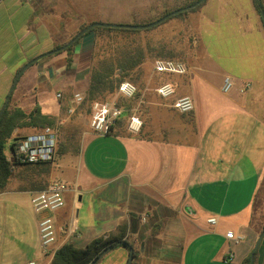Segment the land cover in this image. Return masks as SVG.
<instances>
[{
	"label": "crops",
	"instance_id": "1",
	"mask_svg": "<svg viewBox=\"0 0 264 264\" xmlns=\"http://www.w3.org/2000/svg\"><path fill=\"white\" fill-rule=\"evenodd\" d=\"M226 2L206 0L191 14L194 45L187 74L147 68L143 96L132 109L141 130L130 131L125 117L109 134H98L89 125L91 106L85 101L94 33H85L70 49L50 52L91 23L132 24L130 0H0V111L17 72L45 55L24 71L12 104L26 112L39 107L59 129L50 171L14 164L0 189V264H50L64 244L83 248L118 235L120 227L134 250L130 264H241L249 256L259 237L250 226L252 205L264 179V71L239 68L242 61L234 62L233 51L230 66L218 60L216 45L238 39L233 25L222 27V17H210ZM116 4L129 12L116 15ZM161 12L136 21L153 22ZM256 14L264 46V24L257 9ZM226 77L234 83L228 93L222 91ZM162 79L173 83L176 97L191 96L195 109L181 113L162 99L155 91ZM77 93L82 102L75 101ZM40 130L17 127L6 155L16 139ZM54 180L67 185L65 205L36 213L34 194ZM44 215L56 228L49 251L39 238ZM230 231L240 237L238 243L227 236ZM129 254L121 244L96 264H127ZM256 261L264 264V237Z\"/></svg>",
	"mask_w": 264,
	"mask_h": 264
},
{
	"label": "rangeland",
	"instance_id": "2",
	"mask_svg": "<svg viewBox=\"0 0 264 264\" xmlns=\"http://www.w3.org/2000/svg\"><path fill=\"white\" fill-rule=\"evenodd\" d=\"M115 1L119 2L120 0ZM195 1L198 0H130V8L128 10H130V16L134 18L132 24H140L136 21V19L137 17H143L144 14L150 12L158 13V11L161 12L160 9H162V12L154 20L156 21L161 18L165 12H170L177 8L190 5ZM198 9L187 11L182 15L172 17L166 22L156 26L152 30L143 31L138 35H115L114 33H108L106 31L98 32L91 68L94 65H99L101 60H104L106 57L110 56V53L112 52L111 49L114 47V42L120 45L123 43L131 44L135 42L137 44H141L144 47L150 42L154 44L163 43V45L166 46V54L170 53L172 55V57H169L170 55L162 56L163 58H173L175 60L179 59L190 64L192 58L191 48L194 45V33L189 27L190 23H192L193 17L190 16ZM127 12L129 11H127L125 6L123 7L122 4H116V15L126 14ZM212 14L213 15L210 17H222V27H224V24H231L235 27V32H238V39L235 38L232 45H230L231 42H219L216 45V50L218 51L216 55L218 56L220 54L218 60H220V62L223 64L230 66L231 62L228 60V56L233 51V55L236 58V61L234 62L240 63L242 61L239 65V68H243L245 70L247 69L246 71H251L252 73H254L255 70L260 71L259 74L264 71V46L254 24L255 17L259 16L256 14V9L252 0H227L224 5L219 6L218 8L214 7ZM240 32H244L246 36L241 37ZM157 53L158 50L155 51L154 54ZM154 60L155 59L153 58L147 59L141 66L131 72L127 80L134 82L136 85L141 83L144 84L148 78V69L154 67ZM210 77L212 80L217 78L215 75H210ZM120 97L124 96L120 93L118 88L115 92L101 95L97 98V101L114 100L119 103ZM224 99L225 97H220L221 102H223ZM263 215L264 179L261 182L260 190L252 205L250 217V226L256 232V227L259 228L258 225H260V220ZM253 223L256 225V227L253 226Z\"/></svg>",
	"mask_w": 264,
	"mask_h": 264
},
{
	"label": "trees",
	"instance_id": "3",
	"mask_svg": "<svg viewBox=\"0 0 264 264\" xmlns=\"http://www.w3.org/2000/svg\"><path fill=\"white\" fill-rule=\"evenodd\" d=\"M195 2H192V3H195ZM205 2L206 0L202 2L201 4H199L198 6H196L195 8L183 11L172 17L182 15L187 11L198 9ZM253 3L256 9L258 10V12L260 13V10L264 8L263 0H253ZM170 12H165L162 15V17ZM172 17L168 18L167 20L171 19ZM167 20H165L164 22H166ZM262 21L264 24L263 18H262ZM155 27H152L149 29H143V30H136V29L110 28V27H100L99 26V27H95L91 29L89 32L94 33V49H95L98 32L100 31L114 33L115 35H118V34L138 35L139 33L143 31H150ZM113 44H114V47L111 49L112 52L110 53V56L106 57V59L104 60H101L99 65L97 66L94 65L90 69V85L86 92V97H85V101L90 106H92V103L94 101H97V98L100 97L101 95H104L105 93L115 92L119 88L122 82L127 81V78H129L131 72L135 70L136 68H138L139 66H141L147 59L153 58L155 59L154 61L158 59L175 60L173 58H163L162 57V56H169V55H170L169 57H172L170 53L166 54V46L163 45V43L154 44L150 42V43H147L145 47L135 42L131 44L123 43L122 45L116 44L114 42ZM68 49H70V47H68ZM157 50H158V53L154 54L155 51ZM176 60L181 61L179 59H176ZM163 75H169V74H163ZM164 82H167V79L166 80L162 79L159 84L164 83ZM141 84L139 85L135 84L137 87V92L135 93L133 97L131 98L120 97L118 104L124 108V114L122 115L120 119H118V121L122 120L125 117L126 119L128 118V120H130L133 114L132 109L135 108L139 104L140 98L143 96L142 86H140ZM165 100L166 101L170 100L171 103L173 102V99H169V100L165 99ZM47 126L56 127V121L54 118L42 114L39 107H35L32 111L26 112L20 107L13 106L12 98L10 99L7 108L5 109L2 116L0 117V189H4L7 186L13 174L14 164L8 161L6 151L8 149V143H9V140L12 138V134L14 130L17 127H34L37 129H43L44 127H47ZM24 165H27V166L41 165L43 166V171L45 172H49L51 169L50 162H43V163H38V164H24ZM253 226L256 227L255 224ZM258 226L259 228L256 227L257 232L258 234H261L264 231V215L261 217L260 225ZM124 236H125V229H122V227H120L118 235L109 236L107 238H104V237L96 238L88 242L83 248H77L73 244H70V243L64 244L63 246H61L59 249L56 250L50 264H90L91 261L106 246L122 241L124 239ZM120 245L121 244H115L114 247H117ZM257 252H258V249L253 250L241 264H257V261H256Z\"/></svg>",
	"mask_w": 264,
	"mask_h": 264
},
{
	"label": "built area",
	"instance_id": "4",
	"mask_svg": "<svg viewBox=\"0 0 264 264\" xmlns=\"http://www.w3.org/2000/svg\"><path fill=\"white\" fill-rule=\"evenodd\" d=\"M154 69L161 74H187L189 71L186 63L171 59L156 60ZM233 86V80L230 77H226L222 85V91L228 93ZM119 91L124 97L130 98L137 92V87L130 81H124L119 86ZM155 91L163 99H173L171 106L181 113H189L195 109V102L191 96L176 97V88L170 81L159 84ZM75 101L82 102L83 96L77 93ZM123 114L124 108L114 100L94 101L91 106L89 125L95 133L109 134ZM142 125L140 118L132 115L128 128L130 131L137 133L141 130ZM58 143L59 129L47 126L34 134L16 139L8 151L7 159L13 164L54 163L57 156ZM66 190L67 185L64 181H52L46 189L34 194L32 199L34 211L42 214L61 209L65 205L64 194ZM216 221L214 217L209 219L212 224H215ZM38 228L41 247L44 251H49L56 242V228L53 218L50 215L42 216L38 220ZM227 236L234 239L236 243L240 241V237L234 236L231 231L227 233ZM29 264H35V262H30Z\"/></svg>",
	"mask_w": 264,
	"mask_h": 264
},
{
	"label": "water",
	"instance_id": "5",
	"mask_svg": "<svg viewBox=\"0 0 264 264\" xmlns=\"http://www.w3.org/2000/svg\"><path fill=\"white\" fill-rule=\"evenodd\" d=\"M205 0H198L196 1L195 3H192L190 5H187V6H184V7H180L166 15H164L163 17L159 18L158 20L156 21H153V22H150V23H146V24H129V23H110V22H94V23H91L89 25H87L86 27H84L81 31H79L75 37L73 39H71L67 44L61 46V47H58L57 49H54L53 51H51L50 53H55V52H58V51H61V50H64L66 48H68L70 45H72L74 42H76L80 37H82L85 33L89 32L91 29L95 28V27H110V28H125V29H136V30H143V29H149V28H152V27H155L159 24H161L162 22H164L165 20H167L168 18L176 15V14H179L183 11H186V10H189V9H192V8H195L196 6H198L199 4H201L202 2H204ZM260 13H261V16L264 20V9H261L260 10ZM42 56H45V55H42ZM42 56L40 57H37L31 61H29L28 63H26L16 74L15 78H14V81L12 83V86L9 90V93L7 95V98H6V101H5V104L3 106V108L1 109L0 111V117L2 116L3 112L5 111V109L7 108L8 104H9V101L12 97V94L16 88V85L20 79V77L22 76V74L24 73V71L30 66L32 65L33 63H35L36 61H38ZM264 237V231L259 235L257 241H256V244L254 246V249L253 250H257L258 247L260 246V243L262 241ZM115 244H122V245H126L128 246L129 248V251H130V254H129V259H128V262L127 264H130L133 257H134V250L133 248L125 241V240H122V241H119L117 243H113L111 245H108L106 246L92 261L90 264H96L108 251H110Z\"/></svg>",
	"mask_w": 264,
	"mask_h": 264
}]
</instances>
